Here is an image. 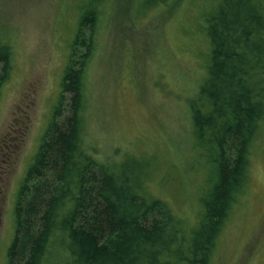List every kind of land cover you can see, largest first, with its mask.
Here are the masks:
<instances>
[{
    "label": "rangeland",
    "instance_id": "rangeland-1",
    "mask_svg": "<svg viewBox=\"0 0 264 264\" xmlns=\"http://www.w3.org/2000/svg\"><path fill=\"white\" fill-rule=\"evenodd\" d=\"M87 0H0V43L11 50L0 92V264L14 233L16 192L60 93L78 10ZM216 0H105L84 72L82 139L101 162L148 159L147 190L196 225L206 169L194 158L188 100L206 75L205 17ZM85 29L74 58L85 52ZM68 112V96L60 107ZM62 119V118H60ZM247 181L210 264H264V117Z\"/></svg>",
    "mask_w": 264,
    "mask_h": 264
},
{
    "label": "trees",
    "instance_id": "trees-1",
    "mask_svg": "<svg viewBox=\"0 0 264 264\" xmlns=\"http://www.w3.org/2000/svg\"><path fill=\"white\" fill-rule=\"evenodd\" d=\"M104 1L79 7L57 102L16 192L6 264H210L264 117V0H216L205 17L206 75L188 109L194 158L206 178L191 228L148 192L151 161L101 162L84 146V72ZM170 1L139 4L156 9ZM85 29V52L74 58ZM10 60L9 45L0 43V88Z\"/></svg>",
    "mask_w": 264,
    "mask_h": 264
}]
</instances>
